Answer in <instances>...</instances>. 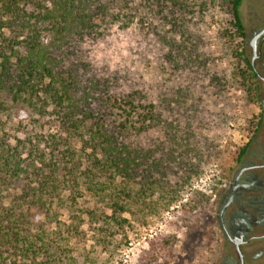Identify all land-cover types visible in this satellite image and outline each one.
Listing matches in <instances>:
<instances>
[{
    "label": "trees",
    "instance_id": "trees-1",
    "mask_svg": "<svg viewBox=\"0 0 264 264\" xmlns=\"http://www.w3.org/2000/svg\"><path fill=\"white\" fill-rule=\"evenodd\" d=\"M196 1L0 0V264H80L72 247L88 230L105 243L135 205L150 215L178 192L160 191L146 201L148 191H166L170 182L160 173L176 161V150L165 157L161 145L146 149L133 134L161 122V113L155 104L136 103L146 97L139 90L118 93L102 85L82 46L114 27L144 26L151 14L178 25L179 13ZM242 2L230 0L231 28L244 39ZM255 76L246 67L257 103ZM16 104L32 113L33 128L46 122L54 130L6 137L2 117Z\"/></svg>",
    "mask_w": 264,
    "mask_h": 264
},
{
    "label": "rangeland",
    "instance_id": "rangeland-1",
    "mask_svg": "<svg viewBox=\"0 0 264 264\" xmlns=\"http://www.w3.org/2000/svg\"><path fill=\"white\" fill-rule=\"evenodd\" d=\"M249 3L246 0L240 8L243 17ZM191 7L179 13L178 25L173 17L161 22L151 14L144 26L135 21L127 30L114 27L99 41L82 46L89 50L102 85L118 93L139 90L146 97L136 103L155 104L161 113V122L152 121L142 135L133 134L146 149L161 145L165 157L176 150V161H167L160 173L170 182L166 191H148L146 201L156 199L160 191L178 192L150 215L139 213L135 205L132 214H124L128 223L114 236L98 234L105 243L96 242L95 232L88 230L72 247L80 264L220 262V234L213 225L215 198L254 137L259 105L249 94L244 40L231 28L230 0H197ZM11 106L10 114L2 117L6 137L54 130L46 122L33 128L32 113L20 104ZM140 118L135 117L136 127ZM136 172L133 188L138 190L142 173Z\"/></svg>",
    "mask_w": 264,
    "mask_h": 264
},
{
    "label": "flooded vegetation",
    "instance_id": "flooded-vegetation-1",
    "mask_svg": "<svg viewBox=\"0 0 264 264\" xmlns=\"http://www.w3.org/2000/svg\"><path fill=\"white\" fill-rule=\"evenodd\" d=\"M246 9L245 17L241 13L243 51L260 89L258 123L215 198L213 225L220 234L216 245L221 253L220 262L211 264H264V0H250Z\"/></svg>",
    "mask_w": 264,
    "mask_h": 264
}]
</instances>
